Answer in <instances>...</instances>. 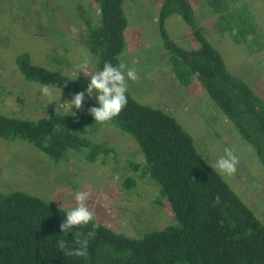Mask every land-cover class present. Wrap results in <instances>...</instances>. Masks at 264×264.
Masks as SVG:
<instances>
[{"label":"trees","instance_id":"trees-1","mask_svg":"<svg viewBox=\"0 0 264 264\" xmlns=\"http://www.w3.org/2000/svg\"><path fill=\"white\" fill-rule=\"evenodd\" d=\"M125 1L93 0L99 20L89 28L85 44L96 59V71L105 62L120 63L128 26ZM204 1L219 16L218 33L229 34L239 45H250L255 26L246 4L234 10L236 0ZM172 15L192 29L197 49L184 50L172 42L165 29ZM158 27L180 84L187 86L193 77L199 82L264 171V100L227 70L218 51L196 29L188 0H163ZM15 65L25 81L46 84L71 96L86 88L60 71L33 64L26 52L16 56ZM126 95V107L108 124L137 144L145 161L141 178L158 188L174 224L131 238L98 223L88 256L68 257L56 248V241L71 242L76 231L86 233L91 225L65 236L59 225L67 211L21 191H0V264H264V225L199 155L192 137L174 118ZM93 106L98 105L86 96L82 111L52 113L35 122L0 114V139L31 145L52 164L65 160L69 152L83 153L87 161L94 162L107 149L86 137L98 125L88 113ZM124 186L129 188L131 180ZM217 195L221 202L214 206Z\"/></svg>","mask_w":264,"mask_h":264},{"label":"rangeland","instance_id":"rangeland-1","mask_svg":"<svg viewBox=\"0 0 264 264\" xmlns=\"http://www.w3.org/2000/svg\"><path fill=\"white\" fill-rule=\"evenodd\" d=\"M192 1L196 29L218 51L227 70L264 100V52L254 55L229 34H217L210 24L213 13L206 10L204 1ZM162 2L126 0L123 4L128 26L119 62L135 67L139 75L137 82L129 81L128 93L136 102L174 118L211 167L225 147L234 148L239 157L237 173L220 176L264 225V171L199 82L193 77L184 86L174 75L158 27ZM98 15L93 0H0V114L35 122L70 111L67 101L73 96L57 89H52L51 98L43 96L41 85L25 81L19 74L15 58L29 53L33 64L60 71L86 86L89 77L78 72L75 78L76 66L88 53V71L96 72V59L88 52L85 39L89 28L98 23ZM165 29L179 48L190 51L199 47L192 29L178 16L168 17ZM92 99L96 103L95 94ZM86 137L107 152L94 162L87 161L83 153L69 152L58 164L31 145L0 139V191H21L51 201L64 211L74 207L76 191H89L94 222L131 238L174 224L169 204L158 188L141 178L145 161L130 136L107 124L96 125ZM126 180H131L129 188L124 186Z\"/></svg>","mask_w":264,"mask_h":264},{"label":"clouds","instance_id":"clouds-1","mask_svg":"<svg viewBox=\"0 0 264 264\" xmlns=\"http://www.w3.org/2000/svg\"><path fill=\"white\" fill-rule=\"evenodd\" d=\"M88 57L89 54L85 53L82 61L76 66L75 78L78 72H83L86 77H89V83L84 91L77 92L70 101H67L68 109L70 111L73 107L77 110L81 109L85 97L91 99L95 94L98 106L89 107L88 113L98 125H107L126 107L129 81L137 82L139 75L135 67H129L124 62L116 65L105 62L102 70L89 72L90 61ZM39 91L48 98L53 95V90L46 84L40 86ZM50 102H52L51 99H49ZM223 151L224 154L215 161L213 167L218 174L233 177L238 170L239 157L235 154L234 148L225 147ZM90 198L91 193L89 191H76L74 194L75 205L67 210L62 223L59 225L60 232L65 236L68 233L72 234L73 229H84L91 225L86 233L76 231L71 242H67L64 238L56 241V248L65 256L78 258L88 256L89 241L96 236L100 227L98 223H93L95 214L88 206ZM220 202V197L217 195L214 199V206Z\"/></svg>","mask_w":264,"mask_h":264},{"label":"crops","instance_id":"crops-1","mask_svg":"<svg viewBox=\"0 0 264 264\" xmlns=\"http://www.w3.org/2000/svg\"><path fill=\"white\" fill-rule=\"evenodd\" d=\"M191 4V7L193 9L194 4L192 0H188ZM204 0H199V2L203 3ZM206 10L211 12L209 8L206 5V2L204 1ZM246 4L248 7V12L251 17V23L255 26V32L251 33V36H249V44L250 45H244L245 48L249 50L254 55L261 54V52H264V3L262 0H236V4L234 5L233 9H237L241 7L242 5ZM197 8V7H196ZM193 12L195 14V11L193 9ZM198 21L201 20V10L198 8ZM214 19L210 22L211 26L215 28L216 23L219 21V16L216 13H213ZM180 18V17H179ZM215 31V30H214ZM216 34V33H215ZM217 34H220L217 32ZM216 34V35H217ZM225 34V33H223ZM222 34V35H223ZM221 35V34H220ZM257 43V45H253V41ZM250 41H252L250 43ZM252 49V50H251Z\"/></svg>","mask_w":264,"mask_h":264}]
</instances>
